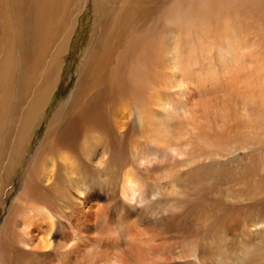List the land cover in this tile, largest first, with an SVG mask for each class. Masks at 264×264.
Wrapping results in <instances>:
<instances>
[{
  "label": "bare ground",
  "instance_id": "bare-ground-1",
  "mask_svg": "<svg viewBox=\"0 0 264 264\" xmlns=\"http://www.w3.org/2000/svg\"><path fill=\"white\" fill-rule=\"evenodd\" d=\"M245 252L264 264V0H0V264Z\"/></svg>",
  "mask_w": 264,
  "mask_h": 264
},
{
  "label": "clouds",
  "instance_id": "clouds-1",
  "mask_svg": "<svg viewBox=\"0 0 264 264\" xmlns=\"http://www.w3.org/2000/svg\"><path fill=\"white\" fill-rule=\"evenodd\" d=\"M174 194L177 195L178 197H183V195H184L183 193H178V192H174ZM122 195H123V194H122ZM137 195H138V193L135 192V191H133L131 197H129V196H127V195H124V199H125L129 204H135V203H136ZM157 195H159V194L157 193ZM153 198L155 199V197H153ZM172 211H179V209H175V208H173ZM247 256H248V253L245 252V253H244V259H242V260L240 261V264H245V260H246ZM115 264H119V262H118V261H115ZM216 264H224V262H223L222 260H220V259H217Z\"/></svg>",
  "mask_w": 264,
  "mask_h": 264
},
{
  "label": "rangeland",
  "instance_id": "rangeland-1",
  "mask_svg": "<svg viewBox=\"0 0 264 264\" xmlns=\"http://www.w3.org/2000/svg\"><path fill=\"white\" fill-rule=\"evenodd\" d=\"M83 23H84V22H83ZM79 28H80V27H79ZM81 48H83V44L80 46L79 53L81 52ZM55 99H56V101H55V103H53ZM57 102H58V98H57L56 96H54V97H53V100H52L53 106L51 107V109H52L53 107L56 106V103H57ZM51 109H49V110H51ZM42 125H43V124H42Z\"/></svg>",
  "mask_w": 264,
  "mask_h": 264
}]
</instances>
